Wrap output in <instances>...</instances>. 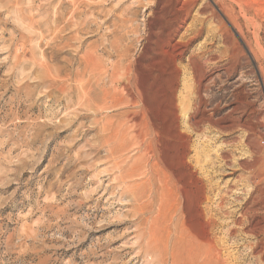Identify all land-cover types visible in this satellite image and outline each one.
Returning a JSON list of instances; mask_svg holds the SVG:
<instances>
[{
    "label": "rangeland",
    "instance_id": "obj_1",
    "mask_svg": "<svg viewBox=\"0 0 264 264\" xmlns=\"http://www.w3.org/2000/svg\"><path fill=\"white\" fill-rule=\"evenodd\" d=\"M160 1L0 0V264H171L183 190L220 264H264V0H200L143 108L132 64Z\"/></svg>",
    "mask_w": 264,
    "mask_h": 264
},
{
    "label": "bare ground",
    "instance_id": "obj_2",
    "mask_svg": "<svg viewBox=\"0 0 264 264\" xmlns=\"http://www.w3.org/2000/svg\"><path fill=\"white\" fill-rule=\"evenodd\" d=\"M199 1L200 0H190L189 2H186L185 0H172L171 5H172L173 9L172 10L170 9V11L168 13L166 11L164 13V11L162 10V7H161V1L159 2L160 4H159L158 8L155 10L154 14L158 20H160V19L165 20V22H164L165 24L158 25L157 24L158 20L154 23H151V22L149 23V27H150L149 28V31H150L149 39L150 40L148 41V43L153 45L155 47V49H153L154 47H152L153 52L150 54L149 52H150V46L151 45H149L147 47L145 46V50H144L145 52L143 53V56L137 58L136 61H134L135 63L132 64V88H131L132 89V97H131L132 98V105L141 104L143 108H146L148 106L149 99H150L149 96L151 95L150 94L151 92L148 91V85L149 86H150V84L152 85V83L149 84L150 81H153V83H156L155 86H158V87L170 85L173 83L175 84L176 79H177L176 76L180 72L179 67H178L179 66L178 63L184 59L190 45L193 44L194 41H196L198 39L199 35L201 34V30H197L196 34L193 33L192 36L186 42H183L184 40L187 39L185 37L180 38V40H178L179 31H181L183 26H185L187 24V21L190 18L191 14L193 12V9L195 8V6L197 5V3ZM210 9L211 8L208 5L205 7L206 11H209ZM220 11L223 12V8H221ZM212 14H213V16H216V11L214 9H212ZM254 39H255V43H256L255 46L257 47L261 56L264 58V51L261 47L262 41H261L260 32L255 34ZM143 60H146V61L150 60V63H148L149 65L147 64L148 65L147 66L144 62V64L146 65L145 66L143 64ZM144 69H147L150 72L148 77H145L143 75ZM154 73H155V75H153ZM115 82H117V81H115ZM124 82H126V81L124 80ZM130 82H131V80H130ZM173 94H174V91L171 92L172 96H173ZM136 96H138L137 99L135 98ZM197 96L200 98L199 94ZM135 107H137V106H135ZM148 108H149V106H148ZM171 108H174L173 103L171 104ZM174 117H175L176 122L180 119L176 115ZM156 123H158V122L156 121ZM154 142H155V140H154ZM144 165H142V166H144ZM139 166H141V165H139ZM155 166H160V163L153 158L150 159L149 162L147 163V167L154 169L153 167H155ZM142 170H143V168H142ZM140 171H138V172H140ZM162 172H163V176L167 175L166 177L168 178V176L171 175L173 178H175L176 182H179L178 179H179L180 175H178L179 176L178 177L176 172L175 171H174L175 173L173 172L172 166H171V168H165V170L163 169ZM157 176L159 177L160 180H162L164 178L166 179L165 176L162 177L160 174H158ZM169 180H171V179L169 178ZM166 181H167V179H166ZM146 183H147V181H146ZM166 183H163V184H166ZM180 184H181V182H180ZM163 190H162V192H164V191L168 192V190L166 191V188L164 191ZM172 193H175V192L173 191ZM178 194H179V192H178ZM163 195L164 194H162V196ZM173 195L174 194H172V196ZM180 196L182 199V227H181V232H180L181 235L179 236L180 237L179 238L180 239L179 240V246H180V250H181L180 251L181 256L178 255L180 257V258H178V256H176L175 252L172 251V254H171L172 263L171 264H220L221 261L219 258V253L217 252V249L215 247L214 239L211 236V228H213L212 222L210 220H208V218H206V214L203 211V209L201 208V206H198L197 207L198 209L194 212H192L190 210L189 198H188L187 191H184V190L181 191ZM164 198L165 199L167 198L166 195ZM166 201H168V200H166ZM257 230L258 229H254L252 231V233H253V236L259 240L261 233L264 232V225L261 227L260 232H258ZM169 244L167 243V245H169ZM259 244L262 245L263 241H259ZM179 246H178V248H179ZM257 246H258V244H257Z\"/></svg>",
    "mask_w": 264,
    "mask_h": 264
}]
</instances>
